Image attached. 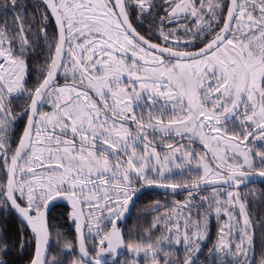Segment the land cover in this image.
<instances>
[{
    "label": "snow or ice",
    "instance_id": "1",
    "mask_svg": "<svg viewBox=\"0 0 264 264\" xmlns=\"http://www.w3.org/2000/svg\"><path fill=\"white\" fill-rule=\"evenodd\" d=\"M0 264H264V0L0 4Z\"/></svg>",
    "mask_w": 264,
    "mask_h": 264
},
{
    "label": "trees",
    "instance_id": "2",
    "mask_svg": "<svg viewBox=\"0 0 264 264\" xmlns=\"http://www.w3.org/2000/svg\"><path fill=\"white\" fill-rule=\"evenodd\" d=\"M4 2H5V0H0V4H3ZM27 2L29 4H31L32 0H27ZM152 195H153V198H156L154 194H152ZM134 212H135V209H134ZM133 218H135V217H133ZM215 231H216L215 220L213 219V221H212V228H211L212 239H215ZM205 251H206V249H205Z\"/></svg>",
    "mask_w": 264,
    "mask_h": 264
},
{
    "label": "flooded vegetation",
    "instance_id": "3",
    "mask_svg": "<svg viewBox=\"0 0 264 264\" xmlns=\"http://www.w3.org/2000/svg\"><path fill=\"white\" fill-rule=\"evenodd\" d=\"M257 187H258V185H257Z\"/></svg>",
    "mask_w": 264,
    "mask_h": 264
}]
</instances>
